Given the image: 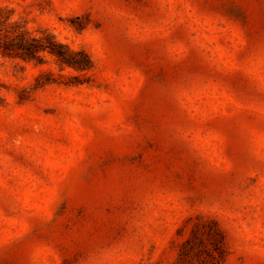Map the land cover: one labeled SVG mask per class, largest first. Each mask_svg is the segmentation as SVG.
<instances>
[{"label":"rangeland","instance_id":"1","mask_svg":"<svg viewBox=\"0 0 264 264\" xmlns=\"http://www.w3.org/2000/svg\"><path fill=\"white\" fill-rule=\"evenodd\" d=\"M0 7L91 63L0 54V264H264V0Z\"/></svg>","mask_w":264,"mask_h":264},{"label":"trees","instance_id":"2","mask_svg":"<svg viewBox=\"0 0 264 264\" xmlns=\"http://www.w3.org/2000/svg\"><path fill=\"white\" fill-rule=\"evenodd\" d=\"M54 55L61 65H67L74 69L84 70L91 67L89 56L82 50H75L69 45L62 43L49 32L41 35H33L23 24L12 20L11 14L0 7V54L11 58H20L25 61L39 59L41 54ZM205 235L208 243L205 264H220L224 258L223 235L216 223L213 226L193 230V235ZM202 238V241H205ZM189 243V242H187Z\"/></svg>","mask_w":264,"mask_h":264}]
</instances>
